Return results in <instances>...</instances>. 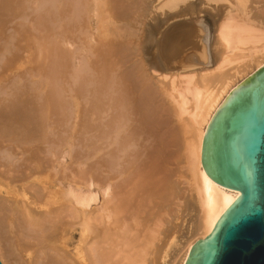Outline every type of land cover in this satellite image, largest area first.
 <instances>
[{
  "label": "bare ground",
  "instance_id": "6f19581e",
  "mask_svg": "<svg viewBox=\"0 0 264 264\" xmlns=\"http://www.w3.org/2000/svg\"><path fill=\"white\" fill-rule=\"evenodd\" d=\"M160 1H163L160 8L168 9L169 14L147 31V38L145 36L149 45L158 38V45L153 44L157 46H154L157 52L146 54L149 68L137 73L127 70L119 76L115 73L120 64L126 63L122 50L115 43L120 32L117 31L118 11L130 12L133 8L131 0H81L83 11L85 9L86 15L96 18L97 27L91 28L90 21H84L86 15L82 23L87 22L85 37L93 39L97 34L103 40V48L108 47L97 51L105 59L101 68L104 77H115L122 86V96L113 106L115 137L119 131L125 133L124 137L128 136L129 109L137 111L143 106L160 109L153 70L161 71V66L165 65L163 69L172 74L192 76L182 82H189L187 86L175 85L176 90L170 95L180 143L178 155L172 160L179 162L180 168L187 172L191 193L188 207L193 227L181 233L186 242L178 252L173 249L167 256H159L166 253L169 245L163 251L155 243L162 206L157 203L170 200L172 188L168 183L162 189L161 186L147 187L148 176L144 171L148 169L155 174L159 166L157 156H153L146 167L126 174L125 182L121 184H114L116 177L112 178V190L103 188L104 201L98 205L99 196L93 188L97 180L94 183L88 181L90 178L83 180L74 172L77 175L73 173L70 180L67 177L68 181H65L64 175V181L61 178L56 181L53 174L41 173L40 165L29 169L31 172L27 175L17 176L15 159L10 155L9 168L0 167V258L4 264H185L195 242L211 233L221 215L239 196L238 191L221 186L204 170L203 138L227 96L264 66V24L251 17L249 0H203L210 6L226 4L218 19L213 45L198 12L184 8L190 0ZM65 10L66 13L70 11L69 4ZM189 19L194 21L190 23ZM69 33H66L67 37ZM70 40H65L66 45L71 44ZM213 51L216 52L214 58ZM196 64L197 68H193ZM158 82L161 84L162 81L159 79ZM137 89L139 96L135 95ZM49 106L43 103L36 113L32 102H20L11 111L0 113V136L14 142L13 146H17L14 148H22L21 153H28L32 161L43 151L35 145L41 143L49 147L51 124L61 120L51 119ZM54 125L62 128L61 124ZM56 139L52 149L47 147L49 155L58 150L60 154L66 146V137L57 136ZM160 143L166 144L163 140ZM76 156L78 159V154ZM152 211L157 212L152 214ZM151 255H155V259H151Z\"/></svg>",
  "mask_w": 264,
  "mask_h": 264
},
{
  "label": "rangeland",
  "instance_id": "374dc122",
  "mask_svg": "<svg viewBox=\"0 0 264 264\" xmlns=\"http://www.w3.org/2000/svg\"><path fill=\"white\" fill-rule=\"evenodd\" d=\"M161 2L163 1L131 0L133 8L130 12L118 11L117 31L120 32L115 43L122 50L121 54L126 61L116 70L118 76L124 70L137 73L140 69L149 68L146 54L157 52V46L153 44L158 45V38L149 45L145 40L146 33L169 14L168 9L160 8ZM67 4L70 9L68 13L65 10ZM187 7L198 12L197 16L204 20L206 32L214 45L218 19L226 9V4L210 6L203 0H190L184 6ZM248 10L251 17L264 24V0H249ZM83 12L86 11L82 9L81 0H0V113L11 111L20 102H32L34 110L38 113L46 102L50 105L49 114L53 117L51 119H61L51 124V142L47 147L53 148L57 136L68 139L66 146L63 143L62 154H58L59 150L58 153L55 152L56 157L53 152L49 155L46 144L43 147L41 143H36L35 147H42L43 151H40L42 154L38 153V159L33 160V163L28 153H21L22 148H14L17 147L16 144L13 146L14 142L0 136V167L9 168L10 155H13L17 176L27 175L31 172L29 169L38 168L40 165L41 173L53 174L56 181L60 178L63 180L64 175V180L68 181L67 177L70 180L77 174L86 181L90 178L89 182L94 183L97 180L93 188L99 196L98 205H101L104 201L103 191L112 190V178L116 177L114 184H121L125 182L126 174L146 167L145 164H148L153 156H157L159 166L155 169V174L148 169L144 174L148 176V188L153 185L161 186L162 189L167 183L172 188L171 199L157 203L162 206L155 243L163 251L169 245L166 253L159 255L165 257L171 250L178 252L182 248L187 239H182L181 233L193 227L189 219L188 201L191 193L188 190L187 172L180 168L179 162L172 160L173 156L178 155L180 143L170 100L171 93L176 90L174 86H187L189 82H182H187L192 76L172 74L164 70L165 65L158 56L159 62L164 66H161V71L153 70L152 76L153 82L157 81L156 99L160 109L157 111L146 106L136 108L137 111L129 109V134L124 137L125 133L119 131V135L115 137L113 106L114 101L122 96V86L117 83L115 77H104L101 68L105 59L102 54L98 55L97 51L108 47L103 48V40L94 34L97 27L96 18ZM85 15L87 20L84 19ZM82 19L90 21L91 28H94L93 39L85 37L88 31L87 22L82 23ZM188 21L192 23L194 20ZM68 31L70 33L67 37ZM67 38L72 39L69 46L66 45ZM212 54L214 58L216 52L213 51ZM193 68H197V64ZM135 92V95L139 96V90ZM156 121L160 123L156 124ZM58 123L61 126L63 123L62 128H56L54 124L60 125ZM70 137H73V140H70ZM162 140L166 144L161 145ZM48 159L50 163L47 162ZM99 181L101 182L98 183ZM156 212L152 211V214ZM156 250L158 249L155 246L154 254ZM154 256L151 255V259H155Z\"/></svg>",
  "mask_w": 264,
  "mask_h": 264
},
{
  "label": "water",
  "instance_id": "95a60500",
  "mask_svg": "<svg viewBox=\"0 0 264 264\" xmlns=\"http://www.w3.org/2000/svg\"><path fill=\"white\" fill-rule=\"evenodd\" d=\"M202 165L239 196L195 242L185 264H264V66L215 112L203 138Z\"/></svg>",
  "mask_w": 264,
  "mask_h": 264
}]
</instances>
